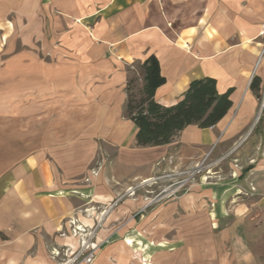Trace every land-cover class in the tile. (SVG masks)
Masks as SVG:
<instances>
[{
    "label": "crops",
    "instance_id": "0c3cea01",
    "mask_svg": "<svg viewBox=\"0 0 264 264\" xmlns=\"http://www.w3.org/2000/svg\"><path fill=\"white\" fill-rule=\"evenodd\" d=\"M262 23L264 0H0L5 36L26 48L18 71L12 55L1 69L0 264H60L52 250L78 248L70 221L94 230L93 264H264L251 245L264 220ZM150 56L164 79L159 105L211 78L230 91L227 114L138 148L126 88L142 87ZM210 151L212 165L233 156L231 173H243L139 190Z\"/></svg>",
    "mask_w": 264,
    "mask_h": 264
},
{
    "label": "trees",
    "instance_id": "16d2710c",
    "mask_svg": "<svg viewBox=\"0 0 264 264\" xmlns=\"http://www.w3.org/2000/svg\"><path fill=\"white\" fill-rule=\"evenodd\" d=\"M140 71L143 85L136 96L133 94L134 81L127 84L125 105V116L137 129L135 141L138 148L167 145L190 125L201 129L213 127L231 107L230 91L219 94L216 81L211 78L192 81L178 103L163 107L154 99L156 89L164 83L157 59L154 56L147 58ZM249 88L259 97L261 80L254 77Z\"/></svg>",
    "mask_w": 264,
    "mask_h": 264
},
{
    "label": "rangeland",
    "instance_id": "374dc122",
    "mask_svg": "<svg viewBox=\"0 0 264 264\" xmlns=\"http://www.w3.org/2000/svg\"><path fill=\"white\" fill-rule=\"evenodd\" d=\"M6 33L4 32L3 27L0 26V78H1V80L4 79L6 76V74H4V72H3V70H1L5 66V61H9L7 59H9V57L11 55L16 56L17 57L16 60H12L11 63L9 62L8 66H11L13 70L18 71V69H19L18 67L20 65L19 55H20L21 51L26 49L25 46H22L21 43L19 42L17 34L12 33L9 36H5ZM12 76H14V75H12ZM16 77H18V75H16ZM138 91H139V88L134 84L133 85V94L138 96ZM232 158H233V156H231L230 158H227L226 160L222 161L221 163H215V165L213 164L214 165L213 166L212 165L213 158L211 156V151H210L209 153H207L205 155V157L202 159V161L200 163L195 165V168L197 166H199V169H198L199 173L194 174L193 177H191L192 178L191 181L197 180V179H202L204 177L206 179H212L215 181H218V180L224 179V178L236 177L237 175L235 174V170H237L240 173H243V169L241 167L237 168V165H235V164H234V171L231 173V171L228 167V163L232 164ZM185 171H191V169L175 170L172 168L170 171H168L162 175H158L154 178H151V179L157 180V181L148 182V183L149 184L157 183L155 185H159L158 184L159 182L169 183L167 185V187H170V186H172V184L177 183L178 181H181L182 179L185 178V176H182L180 174V173L185 172ZM230 174H231V176H230ZM189 182L186 184L187 186H185V187L189 188V185H188ZM149 184H147V185H149ZM147 185L146 186L143 185V187H141V188L135 187L134 191L139 188L140 191L143 192V190H144V193H145L146 191L149 190V186H147ZM185 187L180 190V193H185V191H186ZM150 190H151V188H150ZM249 192L252 194L257 193V191L254 190V187H252V186L249 187ZM256 212H258V207H256L255 210H253V215H255ZM257 214H259V212ZM253 228H256L257 232L252 235L251 245L253 247L257 246L256 252L258 253L259 258L264 259V220L260 221L258 218L254 222ZM262 228H263V231L261 232ZM260 247H261V249L259 250Z\"/></svg>",
    "mask_w": 264,
    "mask_h": 264
},
{
    "label": "built area",
    "instance_id": "2783aa9c",
    "mask_svg": "<svg viewBox=\"0 0 264 264\" xmlns=\"http://www.w3.org/2000/svg\"><path fill=\"white\" fill-rule=\"evenodd\" d=\"M257 38L261 47L259 57L262 58L264 56V23H262L260 26ZM198 169L199 166H197L196 168L194 167L193 169H191V171L180 173L182 176H185V178L181 181H178L177 183L172 184V186L168 187L167 189H172L175 185L177 187H183L186 182L191 181V177H193L194 174L199 173ZM155 181L157 180L149 179L141 182L139 186L147 185L149 184L148 182ZM129 190L130 194L134 192V189L132 190V188H130ZM166 190L163 189V192ZM70 223V234L72 237H76L78 239V248L73 252L67 247L64 248L63 251L52 250L51 256L53 258L59 259L60 264H93L96 259L97 250L99 249V244H97L96 240L94 239V230L87 231V229H84L81 226H76L74 221H70Z\"/></svg>",
    "mask_w": 264,
    "mask_h": 264
},
{
    "label": "bare ground",
    "instance_id": "6f19581e",
    "mask_svg": "<svg viewBox=\"0 0 264 264\" xmlns=\"http://www.w3.org/2000/svg\"><path fill=\"white\" fill-rule=\"evenodd\" d=\"M148 180V179H147Z\"/></svg>",
    "mask_w": 264,
    "mask_h": 264
}]
</instances>
